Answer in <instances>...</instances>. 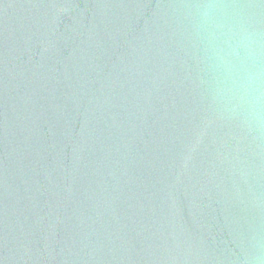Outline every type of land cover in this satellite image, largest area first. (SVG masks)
I'll list each match as a JSON object with an SVG mask.
<instances>
[{"label":"water","instance_id":"95a60500","mask_svg":"<svg viewBox=\"0 0 264 264\" xmlns=\"http://www.w3.org/2000/svg\"><path fill=\"white\" fill-rule=\"evenodd\" d=\"M209 3L264 72V0H0V264H264Z\"/></svg>","mask_w":264,"mask_h":264},{"label":"clouds","instance_id":"9594fccd","mask_svg":"<svg viewBox=\"0 0 264 264\" xmlns=\"http://www.w3.org/2000/svg\"><path fill=\"white\" fill-rule=\"evenodd\" d=\"M199 15L234 100L246 109L251 122L264 125V72L248 66L254 58L250 37L233 39L229 26L211 3Z\"/></svg>","mask_w":264,"mask_h":264}]
</instances>
